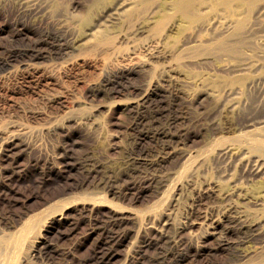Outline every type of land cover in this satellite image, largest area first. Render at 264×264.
Wrapping results in <instances>:
<instances>
[{
  "label": "rangeland",
  "instance_id": "rangeland-1",
  "mask_svg": "<svg viewBox=\"0 0 264 264\" xmlns=\"http://www.w3.org/2000/svg\"><path fill=\"white\" fill-rule=\"evenodd\" d=\"M20 1L0 0V264H158L157 228L185 222L206 245L185 264H264L204 218L229 201L264 226L238 160L264 163V0H125L115 23L124 0Z\"/></svg>",
  "mask_w": 264,
  "mask_h": 264
},
{
  "label": "bare ground",
  "instance_id": "bare-ground-1",
  "mask_svg": "<svg viewBox=\"0 0 264 264\" xmlns=\"http://www.w3.org/2000/svg\"><path fill=\"white\" fill-rule=\"evenodd\" d=\"M20 1V0H19ZM22 2H26L24 0H21ZM20 1V2H21ZM98 1V0H96ZM183 1V4H185L187 2V0H181V2ZM28 3V2H27ZM27 3H23V5H26ZM32 3V2H31ZM20 4V3H19ZM128 4V2H122V3H119V5H116L113 9L114 10H111L112 12L109 13V16H108V19L109 21L115 23L119 18H120V9H122L123 7H125L126 5ZM31 5V4H29ZM33 7L34 4L32 5ZM31 6V7H32ZM20 7V6H19ZM26 7V6H25ZM30 7V6H29ZM27 9V8H26ZM29 9V8H28ZM33 9V8H31ZM19 10H22V7L21 9ZM42 10V9H41ZM109 10V12H110ZM24 11V10H22ZM38 9H34V16H38L39 12H37ZM28 12V10H27ZM26 12V13H27ZM41 13V12H40ZM20 14H24V13H20ZM28 14V13H27ZM43 15V14H42ZM26 16V15H25ZM29 16V15H28ZM22 18V17H21ZM32 19V18H31ZM39 19V18H38ZM107 20V19H106ZM108 20L107 22V26L108 24L110 23ZM106 26V25H105ZM107 26L104 28L106 29ZM110 26V25H109ZM57 34V33H56ZM48 35V34H47ZM62 35V34H61ZM52 38V37H51ZM62 37H58L56 39H53V41H49L46 45V47L44 49L41 48L42 45H40V47H34L33 46L31 47L32 49H21L19 50V54L21 55H31L32 57L35 56V57H39V56H52V55H55L57 53V50H60L59 46L62 44ZM47 40V39H46ZM38 42V41H37ZM35 42V43H37ZM47 42V41H46ZM40 43V42H39ZM83 44V42H82ZM26 45V44H25ZM28 46V45H27ZM37 46V45H36ZM26 47V46H25ZM43 47V46H42ZM20 48V47H19ZM24 48V46L22 47ZM30 48V47H29ZM11 50V49H10ZM16 51V50H14ZM15 53V52H14ZM17 55V54H16ZM140 61V60H139ZM143 61V60H142ZM141 63V62H140ZM139 64V62H138ZM143 64V63H142ZM5 65V64H3ZM2 65H0L1 67ZM119 71V69H118ZM114 72V71H113ZM128 72V71H127ZM118 74V73H117ZM110 73L108 74V77H109ZM115 75V74H114ZM124 75V74H123ZM111 76V75H110ZM120 76V74L118 75ZM125 76V75H124ZM114 77V76H113ZM116 77V76H115ZM121 77V76H120ZM107 78V77H106ZM122 78V77H121ZM109 79V78H107ZM113 79V78H112ZM110 80V79H109ZM114 80V79H113ZM112 80V81H113ZM117 81V80H116ZM120 83V82H119ZM115 84H118V83H115ZM123 84V83H122ZM114 85V84H113ZM103 86V85H101ZM100 86V88H101ZM108 85H106L107 87ZM96 87V86H95ZM99 87V86H98ZM109 87V86H108ZM111 87V86H110ZM109 87V88H110ZM117 88V87H116ZM102 89V88H101ZM111 89V88H110ZM113 89V88H112ZM160 130V129H159ZM162 130V129H161ZM161 130L159 132H161ZM165 132V131H164ZM229 147V146H228ZM224 151V150H223ZM226 151V152H225ZM225 154L227 155V150H225ZM229 151V150H228ZM161 152V151H160ZM130 153V152H129ZM231 153H235V152H230ZM236 154V153H235ZM89 155V154H88ZM127 156V155H126ZM132 156V155H131ZM139 157V156H138ZM154 157V156H153ZM130 158V157H129ZM128 158V159H129ZM227 158V157H226ZM241 158V157H240ZM251 158V157H250ZM224 159V158H223ZM228 159H231L230 161L232 162V160H234L233 156L232 155H229ZM93 160V159H92ZM132 160V159H130ZM129 160V161H130ZM134 160V159H133ZM226 160V159H225ZM224 160V161H225ZM236 160V159H235ZM234 160V161H235ZM240 164L245 166L246 165V169L250 172H252L254 175H260V174H263V175H260V176H264V163H255V162H247L248 164H245V162H241L243 161L244 159H238ZM238 160H236L235 162H238ZM247 160V159H246ZM249 160V159H248ZM252 160V158H251ZM253 160V161H254ZM259 160V159H258ZM128 161V160H127ZM245 161V160H244ZM133 162V161H132ZM226 162V161H225ZM228 162V160H227ZM264 162V161H262ZM123 163H126V162H123ZM128 163V162H127ZM230 163V162H229ZM234 163V162H233ZM227 164V163H225ZM235 164V163H234ZM238 164V163H236ZM235 164V167H238L236 166ZM135 165V164H134ZM229 165V164H228ZM231 165V164H230ZM239 165V164H238ZM239 165V166H241ZM133 166V165H132ZM234 166V165H232ZM231 166V167H232ZM125 167V166H124ZM131 167V166H130ZM137 167V166H136ZM135 167V168H136ZM243 169V168H242ZM245 169V167H244ZM118 170L119 167H118ZM123 170V169H122ZM128 170V169H127ZM115 171V170H114ZM117 171V170H116ZM132 171V169H131ZM130 171V172H131ZM135 171V169H134ZM154 171V170H153ZM228 171V170H227ZM232 171V170H231ZM129 172V171H128ZM127 172V173H128ZM129 172V173H130ZM240 172V171H239ZM117 173V172H116ZM132 173V172H131ZM114 174V173H113ZM247 174H250L249 172H247ZM105 175V174H104ZM117 175V174H116ZM121 175V174H120ZM130 175V174H129ZM164 175V174H163ZM252 175V174H250ZM249 175V176H250ZM115 176V175H114ZM132 176V174H131ZM248 176V177H249ZM110 177V176H109ZM121 177V176H120ZM114 178V177H113ZM163 178V177H161ZM135 179V178H134ZM161 180V179H160ZM158 180V181H160ZM159 183V182H157ZM110 186V185H109ZM233 190V189H232ZM231 191V190H230ZM239 193V192H238ZM232 194V193H231ZM241 194V193H239ZM223 195V194H221ZM229 195V192L228 194ZM240 196V195H239ZM222 197V196H221ZM230 197V196H229ZM225 198V197H224ZM228 198V197H227ZM220 199V198H219ZM224 200V199H223ZM239 201V200H238ZM225 202V200H224ZM229 202V201H228ZM226 203V204H221L223 206L219 207L221 208V210H216V211H210V212H206L205 213V216L204 218L205 219H208L210 220V228L211 230L209 229L207 231V234L206 236H213L214 239L216 240V244L218 247L220 248H224V249H227L229 251V254L231 255V258L232 259H236V262H239L240 260L242 261V259L244 257H247L248 254H249V250H248V245L249 243L251 244V242L253 243H260L261 245L258 246L260 248H263L264 249V226H261V225H256L255 223H249L245 220V217H244V214L242 213L243 211L240 210L237 206L238 205H234V203L232 202H229V203ZM222 203V202H221ZM217 206V205H216ZM240 206V205H239ZM211 209V208H210ZM52 214V213H51ZM195 217V216H194ZM192 219V218H191ZM192 221V220H191ZM194 222V221H193ZM189 223V221L187 222ZM207 223V222H206ZM164 224H169V221L165 219L164 221ZM160 226V225H159ZM172 226V225H171ZM176 226V225H175ZM187 226L186 222L181 226H178V227H174L173 229L167 231L165 229H159L157 228V233L158 235L155 236L156 238L153 240L154 242L153 243H156L158 246H162L163 250L161 251L160 249V253L158 254L157 256V261L160 263V264H185V262L190 259V260H193L194 256L198 254V252L200 251V248L201 246H206L204 245L205 241H203L202 245H195L194 242L192 241H189L185 238L182 237L181 234V230H183V228H185ZM97 227V226H96ZM157 227V226H156ZM111 228V227H110ZM230 234H234L236 236V238L234 240H231L229 235ZM205 236V237H206ZM22 238V237H21ZM22 240V239H21ZM9 241V240H8ZM11 241V240H10ZM16 241V240H15ZM19 242V241H18ZM208 244V243H207ZM12 245V244H11ZM256 245V246H257ZM3 246V245H2ZM210 246V245H209ZM215 247V246H213ZM258 247V248H259ZM1 248V247H0ZM161 248V247H160ZM255 248V247H254ZM259 248V249H260ZM158 250V251H159ZM261 250V249H260ZM251 251V250H250ZM41 253V252H40ZM104 254V253H103ZM157 254V253H156ZM228 254V255H229ZM155 255V254H154ZM230 258V257H229ZM228 258V259H229ZM1 259V258H0ZM151 259V258H150ZM154 259V258H153ZM149 260V259H148ZM233 260V261H234ZM152 261V260H151ZM231 261V260H230ZM228 261V262H230ZM153 262V261H152ZM151 263V262H149ZM154 263V262H153ZM152 263V264H153ZM155 263L157 264V262L155 261ZM158 263V264H159ZM235 263V262H234ZM243 263V262H242ZM64 264V263H63ZM235 264H238V263H235ZM241 264V263H240Z\"/></svg>",
  "mask_w": 264,
  "mask_h": 264
}]
</instances>
